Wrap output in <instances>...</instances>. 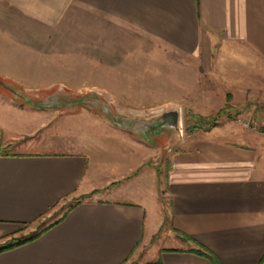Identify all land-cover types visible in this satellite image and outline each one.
I'll use <instances>...</instances> for the list:
<instances>
[{
  "label": "crops",
  "instance_id": "0c3cea01",
  "mask_svg": "<svg viewBox=\"0 0 264 264\" xmlns=\"http://www.w3.org/2000/svg\"><path fill=\"white\" fill-rule=\"evenodd\" d=\"M11 12L37 25L25 33L13 23L0 27L2 76L15 77L28 62L16 55V46L39 54L31 46L32 31L43 41L62 38V23L84 22L89 38L138 37L140 54L166 51L205 59L217 48L237 70L233 84L246 86L247 93L250 85L264 90V0H0V20ZM166 112L150 123L153 138L175 131ZM35 116L0 114V244L63 202H80L37 239L0 251V264H213L195 252L202 248L220 264L262 263L261 138L235 136L217 124L191 134L171 153L160 184L158 175L128 178L118 175L124 167H103L89 145L42 138ZM8 146L10 152L2 154ZM163 190L170 199L168 224ZM164 228L172 246L156 242Z\"/></svg>",
  "mask_w": 264,
  "mask_h": 264
},
{
  "label": "rangeland",
  "instance_id": "374dc122",
  "mask_svg": "<svg viewBox=\"0 0 264 264\" xmlns=\"http://www.w3.org/2000/svg\"><path fill=\"white\" fill-rule=\"evenodd\" d=\"M12 23L22 33L37 25L29 26L23 16L11 12L0 20V27L10 29ZM62 26L63 37L45 39V44L31 30V46L39 54L27 55L22 45L15 47L20 51L16 55L28 62L19 65L15 77L0 74V114L24 111L31 119L38 115L40 125L44 123L37 124L42 138L89 145L97 150L103 167H124L118 175L128 178L158 175L160 184L175 147L216 124L235 136L261 138L264 143V90L250 85L247 93L246 86L232 83L238 74L229 54H219L217 48L205 59L166 51L140 54L138 37L89 38L84 22ZM240 74L246 77L243 70ZM252 96L258 98L251 101ZM230 104L234 108L229 115L225 109ZM171 110L180 111L182 131L149 135L150 123ZM76 200L58 205L24 226L19 235H32L54 223ZM160 202L168 224L170 199L165 190L160 191ZM164 232L165 228L156 242L172 246ZM154 252L155 246L150 247L147 260Z\"/></svg>",
  "mask_w": 264,
  "mask_h": 264
},
{
  "label": "trees",
  "instance_id": "16d2710c",
  "mask_svg": "<svg viewBox=\"0 0 264 264\" xmlns=\"http://www.w3.org/2000/svg\"><path fill=\"white\" fill-rule=\"evenodd\" d=\"M233 108H234V106L230 104V105H228V107H226L225 110L230 115V110H233ZM222 114H223V112H222ZM1 153L5 154L6 153V149H2ZM82 198H85V197H82ZM79 202H80V199L75 204L70 205L67 208L66 213L64 214V216L61 219H59L58 221H55L54 223L48 225L47 227L43 228L42 230H40V231H38V232H36V233H34L32 235L26 236V237H21L20 235L12 236L9 240H7L4 243L0 244V251H4L6 249H10V248H13V247H16V246H20V245L26 244L28 242H31V241L37 239L44 232H46L47 230H49L50 228L55 226L57 223H59L61 220H63V218L68 214V212L70 210H72ZM31 224L32 223H27V224H25V226H29ZM195 252L200 254V255L208 257L212 261L213 264H220L218 259L211 252H209L208 250H206L204 248H202L201 250H196ZM261 264H264V259H263Z\"/></svg>",
  "mask_w": 264,
  "mask_h": 264
},
{
  "label": "water",
  "instance_id": "95a60500",
  "mask_svg": "<svg viewBox=\"0 0 264 264\" xmlns=\"http://www.w3.org/2000/svg\"><path fill=\"white\" fill-rule=\"evenodd\" d=\"M164 119H167L169 122V126L178 130V125L180 124V111L178 110H171L167 111L165 115H163Z\"/></svg>",
  "mask_w": 264,
  "mask_h": 264
},
{
  "label": "built area",
  "instance_id": "2783aa9c",
  "mask_svg": "<svg viewBox=\"0 0 264 264\" xmlns=\"http://www.w3.org/2000/svg\"><path fill=\"white\" fill-rule=\"evenodd\" d=\"M181 124V123H180ZM178 125V131H182L181 129H182V126L181 125Z\"/></svg>",
  "mask_w": 264,
  "mask_h": 264
}]
</instances>
